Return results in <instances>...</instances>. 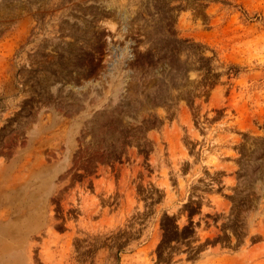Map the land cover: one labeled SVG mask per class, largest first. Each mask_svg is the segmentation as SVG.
Segmentation results:
<instances>
[{"label":"rangeland","instance_id":"1","mask_svg":"<svg viewBox=\"0 0 264 264\" xmlns=\"http://www.w3.org/2000/svg\"><path fill=\"white\" fill-rule=\"evenodd\" d=\"M0 264H264V0H0Z\"/></svg>","mask_w":264,"mask_h":264}]
</instances>
